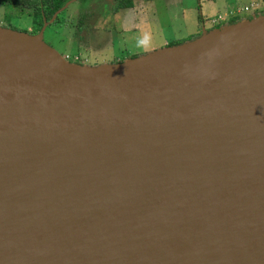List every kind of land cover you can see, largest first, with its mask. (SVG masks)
<instances>
[{
    "label": "water",
    "instance_id": "1",
    "mask_svg": "<svg viewBox=\"0 0 264 264\" xmlns=\"http://www.w3.org/2000/svg\"><path fill=\"white\" fill-rule=\"evenodd\" d=\"M0 26V264H264V11L116 63Z\"/></svg>",
    "mask_w": 264,
    "mask_h": 264
},
{
    "label": "rangeland",
    "instance_id": "2",
    "mask_svg": "<svg viewBox=\"0 0 264 264\" xmlns=\"http://www.w3.org/2000/svg\"><path fill=\"white\" fill-rule=\"evenodd\" d=\"M227 1L238 9L242 8L244 3L249 5V3L256 2V0ZM133 2L132 0L133 11L130 10L131 7L119 8L116 16L113 14L106 19L100 17L101 5L99 1L92 5L89 4V9H94V12L98 13L89 17L92 18L88 25L94 27L102 23V26L107 25L106 28L110 27L111 29L104 30L102 34H98L99 28L92 29L93 33L89 36V47L85 46L86 44L84 45L83 42H78L75 37L74 12L77 2L68 7L67 11L61 14L53 25L44 28L42 40L55 49L67 62L96 66L120 62L125 58L138 56L156 48L184 42L199 35L202 28L208 30L211 27L207 18L214 12H212V8L207 7L205 0H180L178 2L169 0L170 3L167 0H153L147 11L137 3L139 0L135 1L134 5ZM186 3L190 6H187ZM183 5L187 9L182 11ZM85 7L84 4H80V11ZM263 10L261 11L263 12ZM172 12H178V16L173 17ZM250 13L251 11L240 12L239 17L248 16ZM26 15H28L27 11L19 12L14 7L0 4V26L2 27H13L16 30L29 33L31 25ZM75 56H77L76 60Z\"/></svg>",
    "mask_w": 264,
    "mask_h": 264
},
{
    "label": "flooded vegetation",
    "instance_id": "3",
    "mask_svg": "<svg viewBox=\"0 0 264 264\" xmlns=\"http://www.w3.org/2000/svg\"><path fill=\"white\" fill-rule=\"evenodd\" d=\"M85 1V2H84ZM99 1L100 5H101V19H106V18H110L111 15L114 14V16H116V13L118 12L119 8H123L126 6L121 5L122 0H73L72 3H69L62 11H60L62 14L65 13L68 9V7H70L71 5H74V2H77V7L75 6V12H74V18H75V25H74V31H77V35L75 34V37L77 39L78 42H83L85 46L90 45V38L89 36H91V33H93L92 29L94 28H99L98 29V34H102L104 33V30L108 31L111 30L110 27L106 28V26H102V23L99 24L98 26H94V27H90L88 25V22H90L89 18L92 14H96L98 12H94L93 10L89 9V4H94V2ZM132 2V0H131ZM80 4H84L86 7L84 10L80 11ZM132 7V6H130ZM26 10H24L25 12ZM59 12V13H60ZM71 12V10H70ZM254 12V11H253ZM58 13V14H59ZM73 17V15H72ZM78 20H81V24L78 26ZM55 23V22H54ZM91 23V22H90ZM104 23V22H103ZM50 24H52L51 22L48 23L46 26L49 27ZM77 27H79V30H77ZM32 29V26L30 28V30ZM43 37V35H42ZM48 44V43H47Z\"/></svg>",
    "mask_w": 264,
    "mask_h": 264
},
{
    "label": "trees",
    "instance_id": "4",
    "mask_svg": "<svg viewBox=\"0 0 264 264\" xmlns=\"http://www.w3.org/2000/svg\"><path fill=\"white\" fill-rule=\"evenodd\" d=\"M67 1L69 0H0V4L14 7L19 12L26 10L28 12L26 17L29 18V23L32 26V29L29 31V33L33 34L39 30L43 21H48L52 14ZM121 5L130 7L132 6V2L131 0H122ZM61 14L62 13L60 12L55 16L50 26L56 22V19L60 18ZM80 22L81 20H78V26L81 24ZM9 28L14 29L13 27ZM77 30H79V27H77ZM75 34L77 35V31Z\"/></svg>",
    "mask_w": 264,
    "mask_h": 264
},
{
    "label": "built area",
    "instance_id": "5",
    "mask_svg": "<svg viewBox=\"0 0 264 264\" xmlns=\"http://www.w3.org/2000/svg\"><path fill=\"white\" fill-rule=\"evenodd\" d=\"M262 9H264V0L256 1L253 4L251 3L249 5L242 6V8H239L238 10H234V11L229 10L223 14H216L214 16L208 17L207 20L211 24V27H214L223 22H231L232 20H236L240 12L251 11V13H256V12H262L261 11ZM74 59L76 60L77 56H75Z\"/></svg>",
    "mask_w": 264,
    "mask_h": 264
},
{
    "label": "crops",
    "instance_id": "6",
    "mask_svg": "<svg viewBox=\"0 0 264 264\" xmlns=\"http://www.w3.org/2000/svg\"><path fill=\"white\" fill-rule=\"evenodd\" d=\"M134 2H133V5L135 4V1L137 2V0H133ZM151 1H153V0H149V1H147V0H139V2H137V3H139V5H141V7L142 8H145V11H147L148 10V8H150V6H151ZM158 1H160V0H158ZM168 2H169V0H167ZM178 1H180V0H177V2ZM206 1V4H207V7L210 9V8H212L213 9V11L212 12H214V13H212V15L211 16H213V14H222L223 12H225L226 10H229V9H232V10H238V8H234L233 7V4H231L229 1H227V0H205ZM256 1H258V0H256ZM173 2H175V1H173ZM170 3V2H169ZM178 5H179V3H177ZM249 4H251V3H249ZM186 5L187 6H190L188 3H186ZM246 5H248L247 3H244L243 4V6H246ZM173 6V5H172ZM176 7V6H175ZM132 9V7L130 8V10ZM184 9H187L184 5L182 6V11L184 10ZM132 11H133V9H132ZM145 11H143V12H145ZM171 15L173 16V17H177L178 16V12H172L171 13ZM146 16V15H145ZM210 16V17H211ZM243 16V15H242ZM201 18V17H200ZM238 18H241V17H239L238 16ZM237 18V19H238ZM201 20V19H200ZM126 24H128V23H126Z\"/></svg>",
    "mask_w": 264,
    "mask_h": 264
}]
</instances>
